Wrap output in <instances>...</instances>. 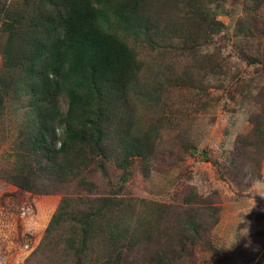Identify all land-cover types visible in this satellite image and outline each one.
I'll use <instances>...</instances> for the list:
<instances>
[{
  "label": "trees",
  "instance_id": "obj_1",
  "mask_svg": "<svg viewBox=\"0 0 264 264\" xmlns=\"http://www.w3.org/2000/svg\"><path fill=\"white\" fill-rule=\"evenodd\" d=\"M247 1L254 7L264 3ZM0 18L5 37L0 124L15 93L26 97L33 112L21 141L25 161L6 179L27 192L61 194L29 259L40 256L43 264H180L190 247L176 237L184 230L195 243L219 219L213 206H208L210 218L184 208L188 215L178 213L161 228L168 206L144 199L134 203L122 194V186L87 194L63 191L75 181L94 186L87 178L95 170L107 176L110 164L128 179L136 158L145 161L148 175L160 130L156 124L141 125L139 104L158 103L168 85L196 88L206 77L198 67L178 73L176 62L171 66L151 53L172 46L206 62L210 71H227L218 41V36L229 37L225 17L204 0H0ZM258 25L257 16H249L247 33L263 34ZM249 42L244 38L237 49L252 62L242 47ZM206 45L216 47L204 53ZM155 67L158 73H150ZM263 95L261 88L255 98L260 110L250 115L249 134L239 136L240 154L257 162L237 170V183L251 180V170H262ZM191 203L193 198L186 201ZM191 230L195 233L189 236ZM152 243L157 247H147Z\"/></svg>",
  "mask_w": 264,
  "mask_h": 264
},
{
  "label": "rangeland",
  "instance_id": "obj_2",
  "mask_svg": "<svg viewBox=\"0 0 264 264\" xmlns=\"http://www.w3.org/2000/svg\"><path fill=\"white\" fill-rule=\"evenodd\" d=\"M204 1L225 17V32L229 37L218 36V41L223 64L230 69L210 71L206 62L202 64L198 57L187 56V51H177L172 46L151 53L171 66L176 62L178 73L184 68L198 67L205 71L201 74L206 73V77L196 88L168 85L158 103L139 104L141 125L146 128L156 124L160 130L148 175L144 174L145 161L136 158L128 179L122 177V169L110 164L107 176L95 170L87 178L94 186L75 181L63 193H98L107 191L108 187L122 186V194L134 203L144 199L168 206L170 212L163 214L161 228L174 222L178 213L183 217L188 215L184 214L186 208L190 213L198 212L200 218H210L208 206H213L219 219L195 243L191 244L184 230L181 231L184 235L176 237L190 247L180 264H264V159L261 172L251 170V180L247 176L239 178V183L233 179L237 170L244 172L245 164L252 163L254 167L257 162L250 155L240 154L239 136L249 134L253 126L250 115L260 110L255 98L264 89V33H247L249 16H257L258 26L264 28V3L254 7L247 0ZM1 24L2 18L0 74H3L5 37ZM230 34L237 37L238 45ZM244 38L250 39V46L242 47L254 58L252 62L243 60L238 53ZM215 47L206 45L203 51ZM154 72L158 73L156 67L150 71ZM63 105L66 109L65 100ZM30 117L33 112L26 97L19 93L12 95L0 124V264H43L40 256L32 261L29 258L39 246L61 197L57 193L20 190L6 179L25 161L21 141L27 136ZM169 123L171 128H165ZM189 198L195 200L194 205L186 204ZM216 217L213 213L212 222ZM194 233L188 231L189 236ZM147 247L154 249L157 245L152 243Z\"/></svg>",
  "mask_w": 264,
  "mask_h": 264
}]
</instances>
